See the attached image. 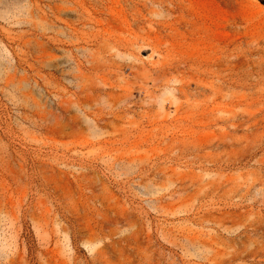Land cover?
Returning <instances> with one entry per match:
<instances>
[{
	"label": "rangeland",
	"instance_id": "rangeland-1",
	"mask_svg": "<svg viewBox=\"0 0 264 264\" xmlns=\"http://www.w3.org/2000/svg\"><path fill=\"white\" fill-rule=\"evenodd\" d=\"M0 264H264V0H0Z\"/></svg>",
	"mask_w": 264,
	"mask_h": 264
}]
</instances>
